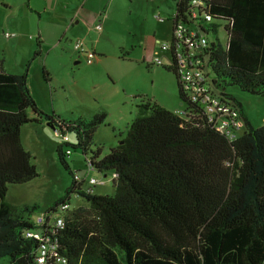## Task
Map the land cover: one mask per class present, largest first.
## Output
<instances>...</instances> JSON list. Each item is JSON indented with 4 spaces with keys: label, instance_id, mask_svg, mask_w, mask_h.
Instances as JSON below:
<instances>
[{
    "label": "trees",
    "instance_id": "trees-1",
    "mask_svg": "<svg viewBox=\"0 0 264 264\" xmlns=\"http://www.w3.org/2000/svg\"><path fill=\"white\" fill-rule=\"evenodd\" d=\"M173 1V22L191 23V0ZM204 12L212 21L202 14L195 19L199 31L212 36V87L245 123L233 140L204 110L181 115L148 100L138 104L126 136L102 155L94 133L106 113L90 119L46 113L30 91L27 71L9 73L0 61V258L8 257L9 264H264V125L255 127L224 91L237 85L264 96V0H207ZM165 67L175 73L183 102L176 71ZM42 122L61 135L58 157L73 182L65 197L41 213L45 222L38 225L31 218L35 206L19 208L6 195L9 184L39 175L21 128ZM65 146L81 148L88 167L112 172L114 194L84 191ZM73 193L82 203L72 208ZM65 202L69 208L59 228L53 218ZM33 229L55 245L43 263L41 240L27 236Z\"/></svg>",
    "mask_w": 264,
    "mask_h": 264
},
{
    "label": "rangeland",
    "instance_id": "rangeland-1",
    "mask_svg": "<svg viewBox=\"0 0 264 264\" xmlns=\"http://www.w3.org/2000/svg\"><path fill=\"white\" fill-rule=\"evenodd\" d=\"M74 1L80 5L85 0ZM56 2L57 0H48V8L42 12L40 20L38 13L28 8L27 0H0V60H4V69L9 73H22L26 66H30L29 83L32 95L44 112L56 111L63 117L71 119L78 117L90 119L92 112L88 107L76 106L81 99L80 96L86 97V94L74 83L83 79L88 89L87 93L91 96L102 94L111 98L117 89V96L121 95V109L112 108L117 97L111 99L112 109L107 112L109 116L94 133V142L101 147L102 155H105L126 136L130 123L137 115L138 104L148 100L156 102L157 98L160 105L168 110L174 111L180 107L181 98L175 73L161 65L148 67L146 64L148 60H143L145 55L149 57V50L150 48L153 50L152 45L157 40L154 37V20H158L159 16L165 19L173 17L175 12L173 0H121V7L117 10V14L121 15V51L117 50V54L121 55V82H114L104 69L96 70L93 74L86 60L75 64V60L80 59L68 46L64 48L67 59L62 57L56 48L62 38L57 37L59 32L54 26H48L53 18L60 17L56 13ZM102 2L103 0H88L87 6L90 3L100 6ZM108 2L109 0H106V6ZM65 14L69 15L68 11ZM39 25L43 35H46V44L43 45L42 42V56L34 58L41 45L40 42L38 46L37 37L40 35L41 41L43 39ZM168 25L171 28L172 21H169ZM7 32L16 33V36L9 38L5 35ZM164 35L159 33L156 36L161 40L166 39L162 41L166 42L170 38L168 35L164 38ZM221 36V41L224 42L223 32ZM17 38L23 42L15 43ZM31 42L32 50H29ZM135 58L139 61H135ZM124 59L128 60L123 61ZM148 68H159L160 71H151ZM44 71L50 73L51 82L45 80ZM45 88L49 92L48 97L43 91ZM224 91L241 103L244 114L255 127L264 125L263 95L249 93L237 85H227ZM52 102L55 107L53 109ZM21 133V139L23 137L25 143L23 145L32 153L39 175L28 182L9 184L6 200L19 208L26 205L35 206L31 213V218L34 219L53 206L57 200L66 196L73 176L58 157L57 147L62 138L47 122L25 124ZM69 137L71 142L76 141L74 135ZM67 147L70 146H65ZM70 148L72 153L68 155L67 161L73 171L82 175L85 185L94 177L98 180V183L92 186L95 194H114L115 187L112 181L114 174L107 172L105 175L89 168L81 148ZM85 185L83 184V187ZM69 200L72 208L82 203L81 197H77L75 193L70 195ZM0 264H9V258H0Z\"/></svg>",
    "mask_w": 264,
    "mask_h": 264
},
{
    "label": "built area",
    "instance_id": "built-area-1",
    "mask_svg": "<svg viewBox=\"0 0 264 264\" xmlns=\"http://www.w3.org/2000/svg\"><path fill=\"white\" fill-rule=\"evenodd\" d=\"M207 0H191V23L185 21L173 22L172 33L170 39L160 43V49L165 53L168 64L165 65L160 52H156L153 62L157 65H165L173 67L178 76L179 82L185 94V100L182 102L183 108L176 113L181 115L197 114L201 110L209 115V119L214 126L224 133L229 139L233 140L239 136L245 129L244 120L237 108L230 102H223L220 93L212 87V75L208 62L207 47L210 43V36L199 31L197 18L200 14L208 21H212V16L206 9ZM174 18V15H173ZM173 20V19H172ZM97 29H102V24L97 25ZM219 33L220 39H222ZM7 37L15 35L7 32ZM73 49L80 55L85 56L87 63L91 64L95 60L96 53L90 49L83 40L76 39L73 41ZM56 132V131H55ZM60 137L59 132H56ZM65 140L67 136L63 137ZM70 153V149L67 150ZM87 157V164H90ZM90 168V167H89ZM77 181L85 179L80 174H75ZM98 183L94 177L90 178L84 191L93 192V184ZM60 212L54 216L53 225L63 228V212L69 208V204L65 202L59 207ZM34 221L40 225L45 222L43 214H38ZM27 236L35 237L41 240V250L38 261L43 263L50 248L55 245L51 243L48 237H43L39 230H29Z\"/></svg>",
    "mask_w": 264,
    "mask_h": 264
},
{
    "label": "crops",
    "instance_id": "crops-1",
    "mask_svg": "<svg viewBox=\"0 0 264 264\" xmlns=\"http://www.w3.org/2000/svg\"><path fill=\"white\" fill-rule=\"evenodd\" d=\"M86 1V2H85ZM82 4H78V2H75L74 0H57L55 6H56V13L60 17L53 18L48 24V26H54V29H56L59 33L57 35L58 38H62V40L58 41L56 48L60 51L62 57L64 59H67V54L64 52V48L66 46L70 47L74 53H77L73 49V41L76 39H81L85 42V44L92 50L95 51L96 56L93 63L89 64L92 68L93 74L96 73V70H102L104 69L107 74L114 80V82H121V55L117 54V50L121 51V15L117 14V10L119 7H121V0H109L107 6L105 4L106 0H103L102 4L100 6L93 5V3H90L87 6V1L85 0ZM28 8L32 11H35L40 16V20H42V12H45L48 8V0H27ZM161 8V6H160ZM69 13V15H66L65 12ZM173 17L172 18H166L159 16L158 20L155 21L154 25V37H156L157 40L154 41V44L152 45L153 50L150 48L149 50V57L145 55L143 57L144 61H147L148 67H152L154 64L153 58L156 54V52H160L163 61L165 65L168 64V59L165 53L160 49V42L165 41L166 39L161 40L158 35L159 33L165 34L164 38L168 35L169 38L172 33L173 28ZM172 21L171 28L168 25V22ZM102 24V29L98 30L97 25ZM17 28H21L20 26H16ZM40 27V33L42 34V41L41 36L39 35L37 38L40 39L41 45L39 47L40 53L35 57L42 56L43 50H42V42L43 45L46 44V35L44 36L42 33L41 25ZM170 28V30H169ZM170 31V33H169ZM13 33V32H10ZM15 35L11 36L14 37ZM9 37V38H11ZM159 38V39H158ZM159 40V41H158ZM168 40V39H167ZM15 43H22V40H19L17 38ZM49 42L52 43V41L49 39ZM39 46V45H38ZM29 50H32V42L28 46ZM78 54V53H77ZM34 57V58H35ZM80 60H75V64L81 63L83 60H85L84 55L78 54L77 56ZM33 58V59H34ZM70 59L71 55H70ZM82 60V61H81ZM128 59H124L123 61H127ZM133 60V59H131ZM135 61H139V59H134ZM2 61V66L4 68V60ZM143 61V62H144ZM157 65V64H156ZM162 66V65H161ZM45 69V67H44ZM5 70V69H4ZM29 70L30 66H26L25 71H27V82L28 86L30 88L29 83ZM151 71H160L159 68L156 69H150ZM24 71V72H25ZM22 72V73H24ZM47 72V75H45V80L48 82H51V76L50 73ZM12 73V72H11ZM22 73H15V74H22ZM63 84V82H61ZM74 84H77V86L80 88L84 94H86V97L80 96V100L77 102L76 106L79 108L88 107L92 115L94 116L96 114H99L101 112H104L108 115V111L111 110L114 107L121 109V95L117 96V89L114 90L115 93L111 98H107L103 96L102 94L99 95H89L87 93L86 85L84 84V80H80L79 82L76 81ZM32 89L30 88V91ZM45 94L49 95L48 90L45 88L43 89ZM32 93V91H31ZM80 95V94H79ZM34 97V96H33ZM114 97H117L114 106L111 108L110 100ZM35 99V98H34ZM155 101L159 104L160 101L156 98ZM180 107L176 108L174 112L179 111L183 108L182 101L180 103ZM55 108L53 106L52 102V109ZM55 113H58L54 111ZM250 120V119H249ZM251 121V120H250ZM106 122V121H105ZM104 122V123H105ZM252 122V121H251ZM46 123L42 122L41 124ZM35 124V123H33ZM37 124V123H36ZM24 126V125H23ZM22 126V127H23ZM99 128V127H98ZM22 129V128H21ZM22 136V133H21ZM22 142L24 143L23 137ZM26 147V145H24ZM27 148V147H26ZM28 149V148H27ZM29 150V149H28ZM30 151V150H29Z\"/></svg>",
    "mask_w": 264,
    "mask_h": 264
},
{
    "label": "water",
    "instance_id": "water-1",
    "mask_svg": "<svg viewBox=\"0 0 264 264\" xmlns=\"http://www.w3.org/2000/svg\"><path fill=\"white\" fill-rule=\"evenodd\" d=\"M49 124V123H48ZM50 125V124H49ZM52 128H54V126L50 125Z\"/></svg>",
    "mask_w": 264,
    "mask_h": 264
}]
</instances>
